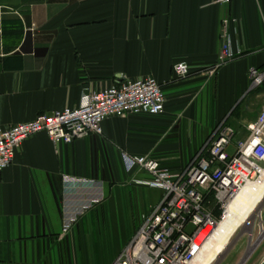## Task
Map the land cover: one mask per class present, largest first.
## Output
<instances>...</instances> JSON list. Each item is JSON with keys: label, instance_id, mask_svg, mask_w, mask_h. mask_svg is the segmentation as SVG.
Masks as SVG:
<instances>
[{"label": "crops", "instance_id": "obj_1", "mask_svg": "<svg viewBox=\"0 0 264 264\" xmlns=\"http://www.w3.org/2000/svg\"><path fill=\"white\" fill-rule=\"evenodd\" d=\"M225 20L243 54L205 82ZM179 62L191 68L183 81L172 76ZM251 68L264 70V0H0V129L76 107L86 90L119 85L120 76L153 78L166 100L158 117L107 119L100 137L26 140L0 176V264H113L162 197L136 183L148 175L124 171L121 153L183 170L248 95ZM186 130L206 137L194 157L183 167L163 163L176 153L163 148L165 137ZM257 229L239 241L246 249L235 264L251 246L243 264H264Z\"/></svg>", "mask_w": 264, "mask_h": 264}, {"label": "built area", "instance_id": "obj_2", "mask_svg": "<svg viewBox=\"0 0 264 264\" xmlns=\"http://www.w3.org/2000/svg\"><path fill=\"white\" fill-rule=\"evenodd\" d=\"M229 20L221 24L222 44L217 61L201 71L205 82L242 56L229 40ZM191 68L185 62L172 66L177 81L186 80ZM249 91L264 84V71L251 68ZM119 85L101 91L86 90L76 107L50 115H39L29 123L0 129V176L10 167L17 151L29 138L45 134L54 145L72 144L102 135V124L109 118L158 117L165 110L162 87L153 78L132 80L120 76ZM246 137L225 122L212 132L202 151L183 170L172 172L150 156L133 157L121 153L126 173L143 172L147 181L136 182L162 192L160 201L141 217L140 227L113 264H193L216 229L225 221L229 204L264 171V107L245 127ZM92 205L98 203L92 200ZM83 207L62 227L70 232ZM217 211V212H216ZM207 232L199 245L196 241Z\"/></svg>", "mask_w": 264, "mask_h": 264}, {"label": "rangeland", "instance_id": "obj_3", "mask_svg": "<svg viewBox=\"0 0 264 264\" xmlns=\"http://www.w3.org/2000/svg\"><path fill=\"white\" fill-rule=\"evenodd\" d=\"M252 92H253L252 94L251 92H249L248 95H245L243 97L242 101H240V103H238V105L236 106L235 108L236 110L234 111V113H232L225 122L226 125L230 126L233 130L237 132L238 141L245 139L246 137V134L244 133L245 127L249 123L254 121V119H256V117L264 107L263 87L262 88L260 87L259 89L255 90V92L254 91ZM241 110L246 113L245 116L243 115V117L239 116V112ZM172 138L175 139L173 142H170L169 140H171ZM201 139L205 140L206 137L202 138V136H198V137L193 136V133L187 130L184 132L182 131V133L178 132L177 135L174 137H170V136L165 137V141L167 143H165L163 148L173 150L176 153L174 152L168 153L167 155L162 157L161 160L163 161V163L171 164V166L174 167H180V166L183 167L184 165L189 163L188 162L189 158L190 157L193 158L194 155L196 154V151L198 149L197 148L198 143L200 142ZM178 170L179 169H177V171ZM260 217L261 218L258 219L255 218L251 223V226L252 224L258 225V229L256 233L258 232L259 235H260L259 225L260 222L263 223L262 214ZM250 227H248L247 229H245L246 227H242L239 230H237V232L234 234V237H232L228 251L223 256H221L216 263L213 264H235L236 256L246 249L245 245L244 244L242 245V243L240 244L239 241L242 238L244 239L248 238V235H246L247 234L246 231L249 230ZM102 236L103 234H99V238Z\"/></svg>", "mask_w": 264, "mask_h": 264}, {"label": "bare ground", "instance_id": "obj_4", "mask_svg": "<svg viewBox=\"0 0 264 264\" xmlns=\"http://www.w3.org/2000/svg\"><path fill=\"white\" fill-rule=\"evenodd\" d=\"M264 205V171L262 176L253 184L246 186L229 204L225 221L216 229L212 238L207 242L200 257L193 264H213L223 256L230 247L232 237L242 227H250L255 218H261ZM260 222L259 238L264 235V226ZM245 228V229H246ZM207 235L204 232L196 241L199 245ZM252 250L253 246L250 247Z\"/></svg>", "mask_w": 264, "mask_h": 264}, {"label": "water", "instance_id": "obj_5", "mask_svg": "<svg viewBox=\"0 0 264 264\" xmlns=\"http://www.w3.org/2000/svg\"><path fill=\"white\" fill-rule=\"evenodd\" d=\"M251 235L249 236V239L248 240H250L251 241ZM250 252V251H249ZM249 252L246 254V256L243 258V260L241 261V263L240 264H243L244 263V261L246 260V258L248 257V255H249Z\"/></svg>", "mask_w": 264, "mask_h": 264}, {"label": "trees", "instance_id": "obj_6", "mask_svg": "<svg viewBox=\"0 0 264 264\" xmlns=\"http://www.w3.org/2000/svg\"><path fill=\"white\" fill-rule=\"evenodd\" d=\"M264 71V70H263ZM217 212V211H216Z\"/></svg>", "mask_w": 264, "mask_h": 264}]
</instances>
